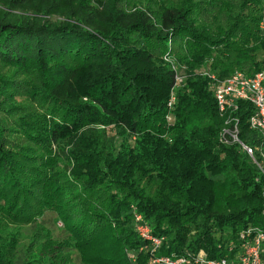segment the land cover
Returning a JSON list of instances; mask_svg holds the SVG:
<instances>
[{
    "label": "trees",
    "instance_id": "obj_1",
    "mask_svg": "<svg viewBox=\"0 0 264 264\" xmlns=\"http://www.w3.org/2000/svg\"><path fill=\"white\" fill-rule=\"evenodd\" d=\"M190 13L170 8L155 18L145 10H120L114 0H0V64L40 73L42 93L65 108L70 122L52 126L48 145L71 146L68 156L87 176V188L109 191L107 216L100 220L105 227L92 234L95 244L71 235L84 253H101L97 234L104 230L103 237L111 235L127 251L120 264L139 250V264L201 252L210 261H233L254 239L253 231L264 232V138L250 128L254 107L240 101L236 111L221 116L209 77L177 83V70L153 51L155 44L169 47L182 34L197 36ZM258 49L264 52V34ZM254 66V73L236 71L248 77L264 72ZM232 75L225 72L220 79ZM236 124L254 159L238 144L221 142ZM106 128L124 139L120 151L113 139L107 141ZM12 164L0 123L3 180L13 181ZM143 178L159 182L157 199L146 196ZM60 193L55 183L49 196L60 199ZM139 224L163 240L157 254L151 255V243L136 232ZM18 234L0 235V264H28L13 253Z\"/></svg>",
    "mask_w": 264,
    "mask_h": 264
},
{
    "label": "rangeland",
    "instance_id": "obj_2",
    "mask_svg": "<svg viewBox=\"0 0 264 264\" xmlns=\"http://www.w3.org/2000/svg\"><path fill=\"white\" fill-rule=\"evenodd\" d=\"M89 1L98 4L109 0ZM114 1L120 10H145L155 18L166 9L190 8L189 21L197 36L185 33L169 47L157 43L153 48L159 62L173 63L182 81L193 75L221 81L225 72L254 73V64L264 71V52L258 49L264 34V0ZM0 78L5 80L0 83V123L5 131V151L13 158L14 174L13 181L0 176V235L7 239L11 232H19L18 252L13 253L28 264L124 262L127 251L111 235L103 237L104 230L97 234L101 233V253L92 252L98 250L95 248L84 253L73 244L71 235L75 232L95 244L92 234L105 227L100 220L107 216L109 191L105 186L87 188V176L68 156L71 146L54 142L48 145L52 126L69 122L65 108L42 93L43 80L38 72L0 64ZM170 120L174 123V117ZM106 133L107 141L113 139L120 151L124 139L118 131L106 128ZM128 143L132 147L134 140L128 139ZM55 183L61 187L60 199L49 196ZM140 186L148 198H158L156 179L143 178ZM59 212L64 213L71 230L59 218ZM140 253L129 252L128 264H139Z\"/></svg>",
    "mask_w": 264,
    "mask_h": 264
},
{
    "label": "built area",
    "instance_id": "obj_3",
    "mask_svg": "<svg viewBox=\"0 0 264 264\" xmlns=\"http://www.w3.org/2000/svg\"><path fill=\"white\" fill-rule=\"evenodd\" d=\"M173 68L175 69L174 65ZM208 77L213 82L212 88L220 115L225 116L230 112L236 111L238 109V102L240 101L251 104L254 107L255 113L249 120L250 128L260 133L264 138V72L254 77H248L243 73L237 72L224 81L215 80L210 76ZM176 80L177 83L182 82L178 75ZM174 94L173 90L169 103L170 108H173L176 101ZM170 117H168V121H171ZM169 123L171 124V122ZM227 124L229 125L230 123L227 122ZM221 142L226 145L238 144L243 152L254 159V149L239 140V129L237 124L234 126L233 130L226 129L223 132ZM136 220L141 223L142 217L136 216ZM136 232L144 241L151 243L149 250L151 255L157 254L158 249L163 244V240L153 238L149 228L142 224L136 226ZM253 232L255 233L254 239L245 244L244 253L237 256L233 261L227 259L210 261L207 259V256L201 252L195 258L189 256L155 257L152 258L151 264H264V232L259 229ZM248 233H251V231ZM242 238H245L244 234Z\"/></svg>",
    "mask_w": 264,
    "mask_h": 264
}]
</instances>
